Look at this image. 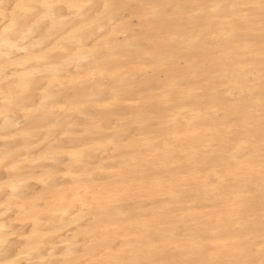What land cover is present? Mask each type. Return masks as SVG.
<instances>
[{"label":"clouds","instance_id":"obj_1","mask_svg":"<svg viewBox=\"0 0 264 264\" xmlns=\"http://www.w3.org/2000/svg\"><path fill=\"white\" fill-rule=\"evenodd\" d=\"M0 264H264V0H0Z\"/></svg>","mask_w":264,"mask_h":264}]
</instances>
